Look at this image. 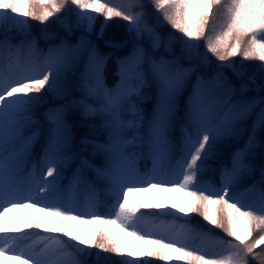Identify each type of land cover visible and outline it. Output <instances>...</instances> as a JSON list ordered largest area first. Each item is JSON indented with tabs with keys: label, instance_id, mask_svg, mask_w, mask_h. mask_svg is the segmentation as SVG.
Segmentation results:
<instances>
[{
	"label": "snow or ice",
	"instance_id": "snow-or-ice-1",
	"mask_svg": "<svg viewBox=\"0 0 264 264\" xmlns=\"http://www.w3.org/2000/svg\"><path fill=\"white\" fill-rule=\"evenodd\" d=\"M151 4L174 30L166 37L148 22L143 0H0V30L15 28L26 37L16 44L7 36L0 40V259L17 264H264V188L247 203L255 185L237 191L240 177L252 170L246 160L257 134L264 133V84L249 76L237 89L223 71L229 68L241 75L242 64L237 69L228 63L240 56L242 61H259L264 72V0ZM72 6L79 10L76 26L89 35L98 18H104L98 39L114 18L127 22L132 44L116 58L117 81L111 87L105 80L111 54H101L88 35L75 43L61 37L46 52L35 37L29 38V20L46 25L66 9L71 12ZM221 10L224 23L218 30ZM65 27L71 35L73 28ZM43 36L52 38L47 29ZM104 44L123 49L129 39ZM174 44H179L180 55L157 54L161 49L172 53ZM208 54L221 63L205 78L199 69L211 64ZM181 60L198 63L184 65ZM70 72H79L74 85L79 96L44 113L42 155L34 159L33 148L41 137L40 128L32 127L38 123L35 108L43 99L39 94L46 87L61 98L70 94L64 87ZM145 89L154 90L150 114L144 107ZM252 89L258 95L233 100ZM69 112L78 113L80 124L93 132V138L80 137L78 152L73 151ZM253 115L247 141L232 153L231 168L221 169L219 187L201 179L217 144L238 139ZM97 117L104 142L94 138L96 125L90 121ZM86 152L99 155L103 163L97 165ZM73 163L71 176H65ZM259 182L264 184V169ZM161 191L183 193L187 206L162 203L158 196L147 203L134 199ZM26 209L56 218L57 226H46ZM190 213L232 239L193 226L191 219H183ZM121 234L149 247L134 252Z\"/></svg>",
	"mask_w": 264,
	"mask_h": 264
},
{
	"label": "trees",
	"instance_id": "trees-1",
	"mask_svg": "<svg viewBox=\"0 0 264 264\" xmlns=\"http://www.w3.org/2000/svg\"><path fill=\"white\" fill-rule=\"evenodd\" d=\"M227 2V0H225ZM143 3L147 5L146 12H147V19L148 22L153 24L154 26H157V31L160 32L162 36H167L169 32H173L174 30L170 28L169 25L166 24V22L163 21L162 19V14L160 12L155 11L153 5L151 4V0H143ZM79 11L78 9L75 8V6H72V11L69 12L67 9L58 14V16L51 18L46 25H41L39 22L34 21V20H29L28 23L31 25L30 29V37H35L37 40V44L40 49L44 50L45 52L47 51L49 46L55 45L59 43V40L61 37H64L69 40L70 43H73L71 40L73 37L68 36V32L66 31V25H70L73 28V31L77 30L78 27L76 26V12ZM63 17L64 21L63 23L60 22V18ZM100 17L98 18V20ZM97 20V21H98ZM159 20V24L157 25V21ZM224 23V16L222 10L218 12L217 14V29L219 30ZM109 26L105 29L104 31V36L101 40H95V44L98 46L101 54L104 55H110L108 64L105 68V80L107 85L113 86L116 81H117V75H116V58L119 56L125 55L131 48V46H128L123 49H116V48H108L104 44L105 40H115V41H122L124 40L125 37H127L126 33H123L124 31V25L125 22L119 18H114L112 21L108 22ZM47 29L48 33L52 35L51 39H45L43 36V30ZM117 33L119 35L115 36L114 38L112 37V34ZM177 36L181 35L179 33H175ZM7 36L13 44H16L22 40H25V34L21 32H17L16 29H11L8 32H3L0 30V40H3ZM126 39V38H125ZM145 43L147 41H144ZM201 47H200V52H204V47H203V41L199 42ZM180 46L179 44H174L173 45V50L175 54L173 55H180ZM170 55L169 57L171 58ZM209 58L211 60V64L207 67H202L199 69V72L205 76V78H209L212 76L211 73L204 72V70L210 71L213 69V67L221 62L217 61L214 57L211 56V54H208ZM181 63L184 65H188V62H185V60H181ZM231 63H235L237 69H241V64L243 65L242 68V74L244 78L247 75H252L255 77V81L257 84H264V72H261L259 70L260 62L257 60H244L242 61V58L240 56L232 58ZM82 69V65L80 66ZM204 69V70H203ZM225 76L228 78V81L234 85L237 89L239 88L241 82H239L235 76L229 72L226 69H223ZM79 80V72H70L67 74L66 80L64 82V87L68 89V92L70 94L64 95L62 98L58 96L56 93L52 92H45L43 90L39 95L43 97L41 103L36 106L35 108V116L36 120L38 121L37 124L33 125V128H40L41 130V137L38 139L37 143L35 144L33 148V154L36 152L37 149V144L39 143L40 140L44 139V135L46 134V129H47V121L44 118V113L47 111L48 108L50 107H56L59 104H65L68 101L72 100L73 97H78L79 92L78 90H74V85L78 82ZM195 82V75H193L192 80L189 83L188 90H191V84ZM145 93L147 94L148 99L144 102V107L146 109V112L148 114L151 113L152 108L154 106V99H153V91L151 89H145ZM261 95H264V93H260ZM256 96V92L254 90H249L248 92L244 93L243 95L237 94L236 96L233 97V100H243L247 99L249 97H254ZM186 98V97H185ZM259 109L257 108V111ZM255 119V115L250 117L247 121L244 122V128L245 131L241 134V136L236 139H225L217 144V147L215 149V155L210 158L207 161V168L213 166L214 173L208 177V172H204L201 179L204 181H208L212 184L213 187L218 186L220 184V179H221V169L225 166L231 168V157L232 153L239 147H242L243 144L247 141L248 139V132L251 130V123L252 120ZM68 121L69 124L72 125V133L75 138V144L73 151H79V148L81 147L79 145V139L81 136L88 134L90 138H93V132L89 128L83 127L80 122H79V115L78 113H73L69 112L68 114ZM91 124L96 125L95 128V133H94V138L97 139L100 142H104L106 140V134L100 127V120L99 117L94 118L93 120L90 121ZM42 155V151H39L37 154L34 155V159L39 158ZM86 156H89L93 159L94 163L97 165H100L103 163L102 157L99 155L92 156L91 152H86ZM247 163H249L252 166V170L250 173L243 174L237 185V191L242 192L245 188H249L252 185H255V191H250L245 198V203L251 202L256 199L258 196V191L261 188H264V184H261L259 181L261 179V169H264V133H258L257 134V144L256 146L251 150V155L247 158L246 160ZM75 163L70 165L66 171H65V176L66 174L71 173V171L75 168ZM143 167V166H141ZM150 167V164H149ZM90 176L92 175L91 173L89 174ZM214 179V180H213ZM66 181V180H65ZM64 181V183H65ZM103 186V185H100ZM101 211H107L106 208H102ZM141 211H147L145 209H142ZM27 213V212H26ZM30 214V213H27ZM30 215H35V217L38 219V215L36 212L34 214ZM37 215V216H36ZM190 219L193 221V226L195 225H200L202 228H208L211 230L215 236H218L222 239H232L230 237H227L226 234L219 228H215L214 226H208L206 225L202 218V216L196 214V213H191ZM43 234V233H41ZM255 235V234H254ZM195 243L197 245L201 244L200 240H196ZM264 247V246H262ZM92 251H96L93 249ZM219 251V250H217ZM257 252L260 251V249L256 250ZM102 256H110L111 260L114 261H119L120 257H115L111 256V254L107 253H101ZM9 264H17L15 261H10L7 260ZM152 264H161L160 261H155L152 262ZM251 264H257L255 260L251 261Z\"/></svg>",
	"mask_w": 264,
	"mask_h": 264
},
{
	"label": "rangeland",
	"instance_id": "rangeland-1",
	"mask_svg": "<svg viewBox=\"0 0 264 264\" xmlns=\"http://www.w3.org/2000/svg\"><path fill=\"white\" fill-rule=\"evenodd\" d=\"M22 1L23 0H21V3H23ZM103 19L104 18L102 17L101 21H103ZM126 29H127V22L125 21L123 33H126L127 34V37H125V38H128L130 36V34L127 33V30ZM98 30H99V26H98V29H96L95 33L93 34L94 36H97ZM16 31L18 32V30H16ZM81 35H88L89 39L92 38V35L91 34L89 35V34L83 32V29H82V26H81V27H79V32L77 33V35H75V37L71 39L73 41V43H75L79 39V37ZM117 35H119V34L114 33V34H112V37L114 38ZM130 43L131 42H129V45H131ZM103 45H105V44H103ZM193 61L190 62V61L186 60V62H190V63H192ZM228 63H230V62H228ZM227 69H228V71H230L232 73H235L231 69H229V68H227ZM241 77H243V75H239V76L237 75V80L239 82H241V84H242L243 82H242V78ZM245 80H248V77H246ZM167 194H168V200H167V203L168 204H176L177 206H180V207H186L187 206V197L183 193H181V192H173V193H167ZM149 200H150V197L147 199V202ZM178 214H180V215L183 216L182 213H178ZM55 226H56L55 222L54 221H51L50 222V227L54 228ZM124 239H125V241L127 243H129L132 246V251L137 252V253L141 250V248H145L146 249L147 247H149V245H147V244L141 245L140 242L138 244L135 240H133L131 237H128V236H126ZM129 259H131V258H129ZM0 264H3L1 262V260H0ZM172 264H177V262L173 261Z\"/></svg>",
	"mask_w": 264,
	"mask_h": 264
}]
</instances>
